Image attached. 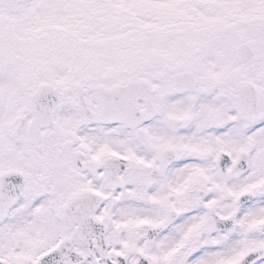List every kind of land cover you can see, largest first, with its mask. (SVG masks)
<instances>
[{
  "label": "snow or ice",
  "instance_id": "obj_1",
  "mask_svg": "<svg viewBox=\"0 0 264 264\" xmlns=\"http://www.w3.org/2000/svg\"><path fill=\"white\" fill-rule=\"evenodd\" d=\"M0 264H264V0H0Z\"/></svg>",
  "mask_w": 264,
  "mask_h": 264
}]
</instances>
